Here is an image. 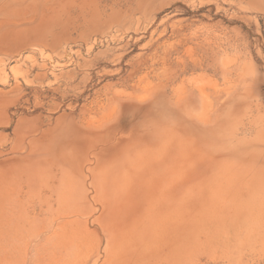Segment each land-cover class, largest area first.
I'll use <instances>...</instances> for the list:
<instances>
[{"label": "rangeland", "instance_id": "1", "mask_svg": "<svg viewBox=\"0 0 264 264\" xmlns=\"http://www.w3.org/2000/svg\"><path fill=\"white\" fill-rule=\"evenodd\" d=\"M0 264H264V0H0Z\"/></svg>", "mask_w": 264, "mask_h": 264}]
</instances>
